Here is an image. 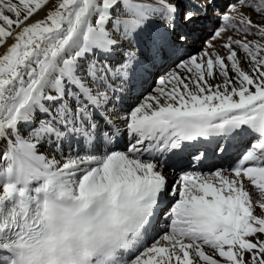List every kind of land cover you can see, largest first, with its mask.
Wrapping results in <instances>:
<instances>
[{
  "label": "snow or ice",
  "instance_id": "6c2138e0",
  "mask_svg": "<svg viewBox=\"0 0 264 264\" xmlns=\"http://www.w3.org/2000/svg\"><path fill=\"white\" fill-rule=\"evenodd\" d=\"M0 161V264H264V0H0Z\"/></svg>",
  "mask_w": 264,
  "mask_h": 264
},
{
  "label": "rangeland",
  "instance_id": "374dc122",
  "mask_svg": "<svg viewBox=\"0 0 264 264\" xmlns=\"http://www.w3.org/2000/svg\"><path fill=\"white\" fill-rule=\"evenodd\" d=\"M230 1L229 0H222V2L220 3L221 5H225V4H227V3H229ZM206 20H211V23L209 24V25H207L208 26V28H205L202 32L201 31H199V33H201L200 34V40L198 39V35L199 34H197L196 32H197V30H195V35L197 36V39L195 40L196 42H195V45L196 46H194V48H197V49H200L202 46H203V44H204V42H205V40L208 38V36H209V33H211V31H212V27L213 26H215L217 23H218V21H216L214 18H211V19H206ZM205 20V21H206ZM201 26H204V24H201ZM198 29V28H197ZM189 42H190V40H189ZM201 42V43H200ZM200 43V44H199ZM197 44H199V46L197 45ZM193 50H195V49H192V50H188L189 52H192Z\"/></svg>",
  "mask_w": 264,
  "mask_h": 264
},
{
  "label": "bare ground",
  "instance_id": "6f19581e",
  "mask_svg": "<svg viewBox=\"0 0 264 264\" xmlns=\"http://www.w3.org/2000/svg\"><path fill=\"white\" fill-rule=\"evenodd\" d=\"M220 2H219V4L222 2V0H219ZM245 11H247V9H245ZM210 12L211 11H209V19H211V18H213L214 17V13H211L210 14ZM202 24H204V26H200V27H198V29H196L197 30V32H199V31H203L205 28H208V26H206L205 25V20L202 22ZM197 34H199L198 35V39L200 40V34L201 33H197ZM192 37V35H190L189 36V40H190V38ZM195 37V36H194ZM197 39V36H196V38L192 41V40H190V42H189V47H188V50H192V49H195V50H199V49H197V48H194V46H196L195 45V40ZM201 43V42H200ZM199 43V44H200ZM199 44H197L198 46H199ZM3 162L2 161H0V164H2ZM258 192V190H255L254 191V193H253V198L255 199L256 198V193ZM0 194H2V184H0Z\"/></svg>",
  "mask_w": 264,
  "mask_h": 264
}]
</instances>
